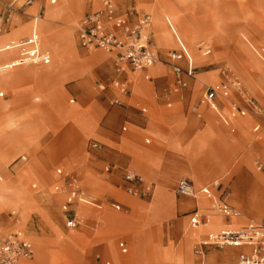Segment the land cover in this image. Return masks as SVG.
I'll use <instances>...</instances> for the list:
<instances>
[{"label":"rangeland","instance_id":"rangeland-1","mask_svg":"<svg viewBox=\"0 0 264 264\" xmlns=\"http://www.w3.org/2000/svg\"><path fill=\"white\" fill-rule=\"evenodd\" d=\"M7 1L8 0H0V10L3 4ZM55 1L59 10L56 13L49 14L47 13L45 3L43 2V14L38 17L39 19L37 21L39 27L42 20H48L46 22L47 26L55 29L54 42L59 47L55 51L54 56L50 59L48 67L41 70L36 76L32 73L44 65H24L14 69L10 68L5 72L2 71V73H0V87L13 95L11 101H2L0 108L3 110L12 107L15 109L17 105H21L18 104V97L22 91L28 89L17 84V78L13 75L14 72L23 70L24 76L30 78L31 82L36 86L34 91L36 92V95H38L36 103L28 100L26 102L32 104L21 105L19 106L20 108L15 111L0 112V193L6 197H11L10 199L0 197V240L6 232L12 231L13 229H18L24 232L36 249L33 259L29 261L28 264H103V261L107 260L106 257L100 256L99 261L94 258L97 254L96 248L98 247L94 246L95 243H90L88 240L85 242L83 237L77 235L75 231L67 232L68 230L64 227V219L60 211L63 194L59 191H53V186L55 185L53 182L54 179L52 180V176H48L47 174L52 175L55 173V170H57L55 168L52 169L51 164L60 158V153L62 151L61 147L66 139H68L66 135L57 134L63 131L65 125L71 124L70 128L66 130L70 134H75L76 136L79 135L83 139L90 136H96V138L103 140L102 137L95 133L94 120L88 113L87 109L78 107L77 105H74V103L79 102L80 104H88L92 95L98 92L97 84H108L110 75L107 73L109 71L112 72V64L110 59L105 60L104 63H106L109 69L104 70L103 72L101 71L102 74H99L102 64L91 65L90 69H88V95L83 102H80L76 97L75 92H72L71 86L75 81L70 80L71 78H67L60 85V88L64 93L63 97L61 96L62 91L60 92L54 84L56 76L59 73H62L65 69L75 70L84 67L88 60L93 59L94 57L97 58V56L102 55L103 52L98 51L97 49L94 52L89 51L90 55L88 57H83L78 52V50H87L78 47L75 42V32L73 30L74 24L83 9L80 0ZM90 1L91 0H86L85 9L88 8L87 5ZM156 1L157 0H135L134 8L139 12H145L151 15L152 33L157 48L163 50L174 48L177 40L171 37L170 30L163 27L156 34L155 27L153 26V14L144 6V4L150 5ZM165 1L168 8L166 11L167 14H165V17L168 18L167 24H174L176 26L181 24L189 28H195L193 33L199 34L208 27V24L199 23L196 18L191 16L192 14H195L196 17H203L215 21L211 27L209 26L210 31H208L206 35L213 39V41H217V45L210 47L212 43L198 38L190 46V49L194 54L198 53L196 46L201 41L206 43L210 48V53L207 56H200L198 60H192L195 64L205 65L209 62L216 63H210L208 66H198L196 71L200 72L195 75V78L201 80L199 79V74L205 73L215 75L218 80V69L215 67L220 63L232 71L248 96L253 97L258 101V104L261 107V113L259 115H253L249 112H245L243 116H239L231 110V105L227 100H222V106L219 111L228 125L237 117L249 121L247 126L243 125L239 129H235L236 132L234 134H225L224 136H226L231 142L235 141L237 135L242 136L247 141H250L253 138L254 143L264 148V80L260 82V80L264 78V56L259 52L260 49H263L261 46L264 47V0ZM35 2L37 3L36 0ZM93 4V8H99L97 0H94ZM127 6L133 7L132 3H125L121 5V10H124ZM32 8L30 10H32ZM71 10L74 11V16ZM26 11L29 10L26 9ZM70 16H73L72 19H70ZM63 17H65L69 25L62 22ZM21 25L26 26L14 30ZM32 25V17H30L27 22L16 20L9 29L0 32V47H12L17 45L22 37L31 33L33 28ZM61 29L71 35L73 50H67L66 47L63 46L64 35ZM40 30L41 29L37 30L39 38L38 45L40 48L44 49V39L39 36ZM154 33L156 38L154 37ZM74 53L77 54V60L70 58ZM157 57L160 63L155 65L151 70L150 75L154 76L158 73L156 72L157 69L159 70V73L166 70V76L164 75L160 77L165 83L158 85L157 88H155L156 91L154 98L156 103L152 106L144 103L142 100H140V103L146 104L148 107L147 113H151V110L157 111V109L170 110L175 106L183 112L189 114H192V112L194 113V110L192 109L196 103L188 101L187 97L184 96L182 102L177 98L174 100L171 99L173 94L168 93L171 83L169 67L166 64L168 58L165 55L161 56L159 54H157ZM65 59L66 62H63ZM126 71L128 74L127 88L132 93L145 97V92L141 86L144 84L147 85V82L142 73L129 71L128 68H126ZM106 74L109 76V80L105 78ZM83 81L84 80L77 84L79 88H83ZM203 81L207 82L205 83L206 85H213L215 83L209 80ZM200 85L201 83L196 82L195 88L198 89ZM64 89H67L68 92H65ZM105 90L100 91L97 95L98 98L102 100L104 108V113L96 119L98 131L109 132L115 127L120 128L121 125H125L126 131L122 132V138L124 140L129 141L134 145L144 146L147 149L153 144L157 145V139L163 134V129L160 127L152 129L151 136L153 138L151 137L149 144H144L143 138L147 136L146 132L141 131L139 128L135 127V125L133 126L123 121L124 116L118 110L121 105L109 102L111 97L104 96ZM69 98H73L74 102L68 103ZM167 102H171L169 108L165 107V103ZM129 107L133 109L129 114V117H141L138 110L139 105L136 106L134 102H129ZM199 109H204L203 118L206 123L202 127L194 130L189 136L175 137L174 134H171V130L173 129L169 126L170 124L166 122L170 132L164 141V150L159 158L151 160L149 164L153 167L156 164H165L169 161L170 163H183V167H186L191 159L187 147L192 145L199 147L202 154L207 153L219 157L220 152V155H222L221 157L224 158V161L226 162L221 167V174L211 177L205 175L200 186L207 185L208 180H211V182H213V180H218L222 187L221 196H219L222 200L223 196H226L229 193L227 181L230 179L232 170L238 167V164L240 163H237L238 161L232 159L233 152L230 144L220 141L215 136V128L224 125L222 122L223 119L219 115L212 117L206 116V107L203 108V106H200ZM170 111L175 110L172 109ZM107 115H110V120L107 124H104L103 121ZM161 115L163 118V116L166 115V112L161 113ZM214 120L219 122V124L214 125ZM174 123L176 128H180L183 125V121L179 118L175 119ZM211 124L212 126H210ZM256 124L259 125L258 129L252 131V127ZM45 131H50L53 134ZM91 143L93 142L89 139L84 144V151L82 152L84 165L83 168L76 171L75 174L79 175L80 179L96 180L100 188L106 192H118L113 186L102 180L105 177L104 175H99L96 172V169L102 171L106 164L95 168L88 163L91 157L86 154V151L93 150L90 146ZM69 144L70 147L71 145H75V143L72 142H69ZM222 144L226 145L229 152L226 148L219 150V147H221ZM51 145L56 148L60 147V149H47L48 146ZM5 147H7V149H4ZM101 149L102 145L99 149L95 150L99 151ZM167 156L169 159L165 158ZM20 157H24L25 160L20 161ZM255 161L262 164L263 169L261 171L255 170ZM17 162L23 164L15 166L13 169L14 174H12L8 170H12V166ZM72 163L73 161L70 158H67L60 164L58 170L62 174L61 176L66 175L70 171ZM244 164L248 165L247 163ZM204 169L208 171L209 167H204ZM183 170L184 173L177 176V178L186 177L193 183L190 173L185 169ZM248 172L249 174L254 173L251 177L253 180L251 184L252 188L249 189L251 195L246 201L242 200L238 202V204H245V208L240 210L231 200L229 201L238 210L245 211L248 215L257 214L258 210L263 205L255 221L256 223H261L264 219V191L263 193H260L256 189L254 183V176L256 173L264 175V160L260 154L252 158ZM40 174H42L41 177ZM176 179L169 182L166 179H163V176L159 177L157 175L156 177H153L152 181L154 187L150 199L146 203L136 202L135 211L131 215L109 211L105 206H101L99 210H93L81 204L76 205L74 208L75 214L80 219L85 220L83 213L85 211L93 212L97 218L99 228L102 229L104 227L106 233L115 236H131V255L129 258L131 264H186L183 259L186 256L191 258L189 264H196L201 258L205 264H237L239 248L229 246L216 247L208 244L202 245V242L207 239L206 237L209 233H217L220 231L218 228L219 226L213 223V218L209 219V226L206 228L202 226L198 228H189L188 215L190 214V209L183 211L177 210L174 216L175 200L171 187ZM80 185L81 190L85 195H98L100 197V190L86 187L82 182ZM60 186H62V183ZM200 186L196 187V189H199ZM232 196L233 193L230 195V198H232ZM168 198L169 201L172 202L171 206L167 202ZM175 198L177 201L178 197ZM259 199L262 202L260 207L255 208V205L253 206V204L251 206L249 205V207L246 206L247 204H250V202L252 203V201ZM202 201L206 200H200L198 202ZM195 202L197 201H186L180 203L178 206L193 207L196 206ZM206 202L209 203L208 201ZM210 206L211 204L209 203V207ZM11 212L17 214L16 224L13 229H10L12 227L10 221ZM173 216L175 218L170 220ZM244 218L246 219L245 216ZM175 219L180 220L174 221ZM179 221L182 222V232L177 234L175 225ZM48 223L51 226L50 229ZM157 227L159 228L156 229ZM47 232L50 234L49 236L53 237L47 238L35 236ZM78 232V234L82 233V231ZM192 233L196 234V237L193 239L191 238ZM31 234L34 235L31 236ZM79 236L83 241V244L81 245ZM79 245L81 254L78 257L77 248ZM105 252L112 264H123L110 242H106ZM196 252H201V254L198 256L196 255Z\"/></svg>","mask_w":264,"mask_h":264},{"label":"crops","instance_id":"crops-1","mask_svg":"<svg viewBox=\"0 0 264 264\" xmlns=\"http://www.w3.org/2000/svg\"><path fill=\"white\" fill-rule=\"evenodd\" d=\"M8 1H10V0H8ZM21 1L22 0H17V2H21ZM36 1L38 4L33 10H30V9L36 4L35 0H33L34 5H32L31 7L28 8L29 11L25 10V8L28 6H26L21 11H14L10 15V17H9L8 21L5 23V25L0 29V32H3L5 30L9 29L10 26H12L16 20H21V21L27 22L30 19V17H32V16L38 17L35 14H36L37 9L39 7L42 9V14H43V10H44L43 0H36ZM113 1L116 5L115 10H116L117 14L123 11V10H121V5H123L125 3H128V4L132 3L133 8H134V4H135V0H113ZM85 2H86V0H84L82 12H81L80 16L77 18L76 22L78 20H80L82 17H84L85 15H87V14L95 11L96 9H98V8H93L94 0H91L90 3L87 5L88 8L85 9ZM53 3L54 2H52V4ZM97 3L99 5L98 7H100L101 0H97ZM144 6H145V8H147V4H144ZM191 16L196 18L199 23L208 24V27L198 34L199 36L206 35V33L208 31H210L211 25H213L215 22L212 20L205 19L203 17H196L195 14H192ZM62 20H63L62 22L68 24L65 17H63ZM46 22L47 21L42 20V23H41V25H39V27L36 24L34 33H33V28H32L31 33L22 37L21 41L30 38L31 35L34 34L35 41H36V44L38 46V51L40 54L44 55L47 60L42 61V62H38V63L14 64V62H16L17 59L19 58V51H20L19 47H17L16 45L12 46V47H0V73H2V71L5 72L10 68L14 69L16 67L24 66V65H35V64L44 65L43 67L38 68L35 72L32 73L34 76H36L41 70L46 69L48 67V64L50 63V59L54 56L55 51L57 50V48L59 46L56 45L54 42L55 29L51 28L50 26H47ZM76 22H75L74 27H73L74 32H75ZM24 26H26V25H21V26L15 28L14 30H17L18 28L24 27ZM40 27H41V30H40L39 36L44 39V46H45L44 49L40 48L38 45L39 38H38L37 30L40 29ZM212 27H214V26H212ZM61 31L63 32V35H64L65 45L63 43V46H65L67 50H73L74 48H73V44H72L71 35L68 34L66 31H64L63 29H61ZM150 32H151V30H150ZM74 37H75V42L77 43L78 47L82 48L78 43L76 32H75ZM151 38H152V32H151ZM155 38H156V36H155ZM152 41L154 43L153 38H152ZM76 43H75V46H76ZM154 45H155V43H154ZM25 47L29 48V45H26ZM261 48H263V49H260L259 52L261 53V55L264 56V47L261 46ZM156 50H157V54H159L161 56L165 55L167 58H169V55L172 52L180 53L181 59L177 62L178 65L183 70H187V69H194L195 70V73L191 77H189V76L183 77L184 81H185V86L183 88H181L180 90H178L177 92H173V90H172L173 78H172L171 73H169L170 77H171V83H170L169 92H168V93L173 94V95L171 94L172 95L171 99H173V100L175 98H177L180 102H182L183 97L185 96L188 98V101L195 102L196 105L192 109V110H194V113L192 112V114H189V113L183 112L182 110L178 109L177 106L172 108L175 111H170L172 109H170V110L157 109V111L151 110V113H147L148 107L146 106V104L152 106L154 103H156L155 98H154V94L156 91L155 88H157L158 85H162L165 83V81L163 79H160V77L164 76V75L166 76V70H164V72L159 73V70L157 69L156 72H158V73H156L154 76L150 75V72L154 67L152 69H150V71L148 73L149 76L144 75L147 72V69L141 70V73L144 76V78L147 82V85H148L147 86L144 84L143 86H141L143 91L145 92V95H146L145 97H141L137 94L132 93L127 88V86H128V74H127L126 68H128L129 71H132L133 70L132 68H130L128 65H125L123 72L119 75H116V73L114 71L115 54L113 52L103 53L102 55L97 56V58L94 57L93 59L88 60L87 63L84 65V67H81L79 69H75V70L65 69L64 71H62V73H59L56 76V79L54 82L56 87L61 92L62 90L60 88V85L62 84V82L64 80H66L67 78L68 79L71 78L70 80H74L75 83L72 84L71 90H72V92H75L78 100L80 102H83L85 100L86 96L88 95V87H89L88 69H90L92 64H96V65L102 64V67L100 68V73H99V74H102L101 71L103 72L104 70L109 69V67L106 65V63H104L105 60H107V59L111 60L112 72L109 71L107 73V71H106V73L108 75H110V80H109V76L107 74L105 77L109 80L108 84L98 83L97 84V91L98 92H96L92 95L91 100L88 104H80L79 102L74 103V105H77L78 107L87 109L88 113L91 115L92 119L94 120L95 133L97 135H99L100 137H102L103 140L96 138V136H90L86 139H83L79 135L76 136L75 134H70L66 130L70 128L71 124L65 125L63 128V131H61L57 134L66 135L70 141L68 139H66V141L63 143V145L61 147L62 151L60 153V158L51 164L52 169H54V168L57 169V170H55V173L52 175H49L46 173L48 176L53 177V178L51 177L52 180L54 179L53 182L55 185L53 186V191H59L61 194H63V199H62V202L60 204V211H61V214L63 215L64 227L68 230L67 232L75 231L77 235H81L83 237L85 242L88 240L90 243H95L94 246H98V247L96 248L97 254L95 255L94 258H95V260L99 261L100 256L106 257L107 260H104L103 264H112L110 262L108 256H107L106 252H105L106 242H110L112 244V246L114 247L119 259L123 262V264H131V261L129 260L130 255H131V243H132L131 236H121V235L115 236V235H111V234L106 233L104 227L102 229L99 228L98 223H97L98 222L97 218L95 217V213L87 212V211H85L83 213L85 220H82L76 216L75 210H74V215H75V219H76V226L73 228L67 227L66 222H67L70 215L62 209V205L64 204V197H65L66 189L63 186H60V184L64 181V179L66 177H74L78 180L79 185L82 182L86 185V187L93 188L94 190H100L99 191L100 197L98 195L92 196L100 202V204H101L100 207L105 206L109 211H112L115 213H122V214H126V215H131L135 211V203L136 202L146 203L150 199L151 194H152V190L154 187V183L152 181L153 177H156L157 175L159 177L163 176V179H166L167 181L171 182V181L175 180L177 178V176L182 175L184 173L183 169H185V170H187V172L190 173L191 179H192L194 184L192 182H190L186 177H178L176 179L175 183L172 185L171 191L174 195V200H175L174 216H175L177 210L183 211V210L190 209L191 211H190V214L188 215V218H189L188 219V225H189L192 212L195 209L197 210L196 206L199 207L198 201L206 200L211 205H212V201L204 199V198H197L195 200V198H189V197H183V196L176 195L174 190H175V186H176L177 182L180 179H186L187 181H189L191 183V186L193 185L192 188L194 187L196 189V187H199L201 185V181L204 179L203 177L205 175H207V177H211V176H216L218 174H221V172H222L221 167L226 162L224 161V158L221 157L222 155H220V152H219V157H216L212 154H207V153L202 154L199 147L192 145L190 147H187V150L189 151L190 157H191L190 162L188 163V166L183 167V163L182 164L181 163H170L169 161H167V163H165V164L164 163L156 164L152 167L149 164V162L151 160H155L161 156V153L164 150V147H163L164 141L170 132V129H169L168 125L166 124V122L169 123L170 124L169 126L173 129V130H171V134H174L175 137L179 138V137L189 136L194 130L202 127L206 123V121L203 118L204 109L200 110L199 109L200 106H203V108L206 107V116L212 117V116L219 115L222 119H223V116L221 115V113L219 111V109L222 106V100H227V102L230 105L235 104L238 108L244 109L245 112H249L253 115H259L261 113V107L258 104V101L255 98L248 96V94L246 93V91L243 89L242 86L241 87L244 91L245 97L252 100L256 104V106L259 107L260 111H256V110L252 109L248 105V103L245 101V99L240 94H238L237 91L233 88H230L229 94L227 97L223 98V97L217 95L213 98L212 102L214 104L213 107L215 108V109H213L206 102H204L202 100V97H201L204 88L206 86H208L205 84L207 82H205L203 80H197L195 78V75L198 72H200V71H196V68H198V66H208L210 63H214V62H209L205 65L195 64L194 62H192L190 51L188 50L186 45L184 43L180 42L179 40H177L176 46L174 48L166 49V50L156 48ZM196 50L199 53V55L202 57H205L210 53L209 46L206 43H203L202 41L196 46ZM78 52L83 57H88L90 55V52L87 50L86 51L78 50ZM70 58H73V60H77V54L74 53ZM64 61L66 62V59L63 60V62ZM214 64H216V63H214ZM215 68L218 69V72H217L218 80L214 84L224 82V77L221 73L222 69H226L229 73H231L236 78V76L232 73V71L229 70L227 67L223 66L221 63L218 66H216ZM212 69H214V68H212ZM202 71H206V70H202ZM23 73H24L23 70H19V71L13 73L14 77L17 78V84L20 85L21 87L28 88L22 92L20 91L21 93H20V96L18 97L19 98L18 104H21V105L32 104V103H27L26 101H28V100H31V102H33V103H36L38 100V95H36V92L34 91L36 86L31 82V79L24 76ZM201 74H205V73H201ZM16 75L19 77H17ZM157 78H159V79H157ZM114 79H117L119 81L124 82L128 93H126V94L121 93L120 90L118 89V87L112 83V80H114ZM82 80H84L82 82V84L84 86H83V88H79L77 86V84L79 82H81ZM262 80H264V78L261 79L260 82ZM0 82H1V80H0ZM196 82L201 83V85L199 86L198 89L195 88ZM0 89H1L0 90V98H1L0 99V106H1L2 105L1 103L3 100L8 101V102L11 101L13 99V95L6 92L1 87H0ZM64 90H65V92H68L67 89H64ZM104 90H105L104 96H110L111 97V100L109 102H112L113 100H117L118 103H114V104L121 105V107H119L118 110L124 116L123 121L129 123L130 125H133V126L135 125V127L139 128L141 131L146 132L147 136H145L143 138L144 144L150 143V139L152 137L151 136L152 129L159 128V127L163 129L162 130L163 134L161 135V137L159 139H157L158 140L157 145L153 144L150 146V148L147 149L144 146L134 145V144L130 143L129 141L124 140L122 138V132L126 131L125 125H121L120 128L115 127L113 129H111L109 132L98 131L96 119L99 116H101V114L104 113V108L102 105V100H100L97 95L100 91H104ZM63 94L64 93L62 91L61 92L62 97H63ZM140 100L144 101V103H146V104H141ZM73 102H74L73 98L68 99V103H73ZM129 102H134L136 106L139 105L138 110H139V114L141 117H139V118L129 117V114L133 111V109L131 107H129ZM21 105H17L15 107V109H14V107L6 108L4 110L2 108H0V112L3 113V112L15 111L16 109L20 108L19 106H21ZM170 106H171V102L165 103L166 108H169ZM164 112H166L167 116L164 115L162 118L161 113H164ZM109 116L110 115H107L104 118V121H103L104 124H107L108 121L110 120ZM177 118H179L183 121V125L180 128H176L175 123H174V120ZM222 122L224 125H222L221 127L220 126L218 128L214 127L216 130L215 136L220 141L225 142V143L227 142L228 144H230L232 152H233L232 159L235 161H238L237 163H240V164H238L239 165L238 167H236L232 170L230 179L227 181L229 193L226 196H223L222 202L225 203L226 205L232 207L237 213L240 214V217L237 219H233V220L229 221L231 218H225L222 216L221 217L223 219L218 218V217H210L212 215H215V213L208 211V214H202L198 218V225L203 224L208 220V226H209V219L210 218H217L220 221L219 227H218L219 230L222 228V226L225 222L232 223L234 226H238L239 229L240 228L256 227L260 224V223H256L255 221L258 217V214H259L261 207L263 206L261 200L259 199L256 201H252V203L250 202V204L246 205L247 207H249V205L251 206L253 204V206L255 205L254 206L255 208H258L262 205L260 207V209L258 210V213L255 215H250V214L248 215V214H246L245 211L244 212L240 211V210H243L245 208V204H243V203L238 204V202H240L242 200L246 201L247 198H249L251 195V193L249 192V189L252 188L251 184H252L253 180L251 179V177H252V174H254V173L249 174L248 170L250 169L251 160L253 157L258 156V154H260V156L264 160V148L261 146H258V144H256V143H254L253 138H252V140L247 141L242 136L237 135L235 137V141L231 142V141H229V139L226 136H224L225 134H229V135L234 134L236 132L235 129H239L243 125L247 126L249 121H245L244 119L237 117L235 120H232L229 125L227 124L226 121H224V119ZM215 124L217 125V124H219V122L214 120V125ZM139 125H141V126H139ZM210 126H212V124ZM255 126L258 129L259 125L256 124ZM255 126H253V127H255ZM253 127H252V131H256L257 129L254 130ZM247 131H248V129H247ZM45 132H50V131H45ZM50 133L53 134L52 132H50ZM89 139L93 143L97 144L98 147H92L90 145L93 150L86 151V154H88V156L91 157V159L89 161L87 160L88 163L95 168H97L103 164L104 165L106 164L103 167L102 171L101 170L99 171L96 169V172L99 175H104L105 177L102 180L105 183L113 186L114 189L118 190V192H114V193L113 192H106L105 190L100 188V186L98 185L96 180L80 179L79 175L75 174L76 171L83 168V165H84V162L82 160V157H83L82 152L84 151L83 147H84V144ZM69 142L75 143V145L74 146L71 145V147H70ZM101 145H102L101 150H99V151L95 150V149H99V147ZM50 148H52L53 150L58 149V148L60 149V147L56 148V147H53L52 145L48 146L47 149H50ZM222 148H226L227 151L229 152V149L226 147L225 144H222L221 147H219V150ZM4 149H7V147H5ZM67 158H70L73 161V163L70 166V171L66 175L61 176L62 174L58 170V167ZM165 158L169 159L168 156ZM19 160L24 161L25 158L20 157ZM255 162H257L258 164L261 165L260 170L256 169ZM255 162H254L255 170L261 171L263 169L262 164L258 161H255ZM244 163H247L248 165H246ZM19 164H23V163H20V162L15 163L12 166V170H8V171H10L12 174H14L13 169L15 166H17ZM4 167L7 170L5 165H4ZM204 167H209L208 171L205 170ZM104 168H108V171H104ZM52 171H54V170H52ZM57 171H59V174H57ZM128 173H131V174H134V175L140 177L144 182H146L150 185V191H149L147 197H145L143 199L136 198V197H132V196L128 195L125 192V190L129 186V183L126 181V178H125L126 174H128ZM41 175L42 174H40V177H41ZM214 181H218V180H213V182ZM213 182H211V180H208L207 185H209L210 183H213ZM254 183L256 185V189L260 193H263V191H264V175L260 174V173H256L254 176ZM204 186H206V185H204ZM204 186H200L199 189L203 188ZM80 188H81V185H80ZM199 189H196V190H199ZM211 192L213 193V196L215 198H216V196L217 197L221 196V192H222L221 184L218 183V187L216 189H212ZM232 193H233V196H232V198H230V195ZM4 196L5 195H2L0 193V197H3L4 199H10L11 198V197H6V196L4 197ZM175 197H178L177 201H176ZM229 200H231L233 204H235L237 207H239L240 210H238L235 206H233ZM186 201H191V202L197 201V202H195L196 206H193V207L192 206H188V207L178 206L180 203H183ZM167 202L169 203L170 206L172 205V202L169 201V198H168ZM86 207H88V206H86ZM100 207L99 208L88 207V208H91L93 210H99ZM241 213L244 214L246 219L244 218L243 214H241ZM10 216H11L10 221L12 223V227L10 229H13V227L16 224L17 214L11 212ZM174 216L170 220H173L175 218ZM176 220H180V219H175L174 221H176ZM174 221H173V227H174ZM181 221L177 222L175 225V229H176L177 234L182 232V222L183 221L182 222ZM198 225H196V226H198ZM48 227H49V229L51 227L49 223H48ZM159 227H157L156 229H158ZM195 227H190V228H195ZM204 228H206V227H204ZM15 231H19L22 234V237L30 242V240L26 237L24 232H22L21 230H18V229H13L12 231L6 232L3 235V237L7 233L15 232ZM78 231H82V233L78 234L79 233ZM220 231H224V230H220ZM219 232H217V233H219ZM32 235H34V234H31V236ZM49 235L50 234L47 232V233H43V234H37L35 236L47 237V238L53 237V236H49ZM197 235H198V233H197ZM191 236H192L191 238L193 239L194 237H196V234L192 233ZM79 238H80V236H79ZM80 240H81V238H80ZM180 241H181V238H180ZM81 244H83L82 240H81L80 245ZM31 245H32V243H31ZM80 245L77 248L78 257L81 254ZM32 248H33V252H34L35 247H33V245H32ZM234 248H239V254L237 255V264H238V257L240 255L249 254L250 250H251L250 247H248V246H238V247H234ZM35 251H36V249H35ZM200 254H201V252L200 253L196 252V255L199 256ZM34 255H35V253H34ZM32 256H33V254H32ZM32 256L29 260H23V259L20 260L19 264H28L29 261H31L33 259L34 256L33 257ZM183 259H184V263H186V264H189L191 262V258H189L188 256H186ZM196 264H205V263H204L203 259L201 258L200 261H197Z\"/></svg>","mask_w":264,"mask_h":264},{"label":"built area","instance_id":"built-area-1","mask_svg":"<svg viewBox=\"0 0 264 264\" xmlns=\"http://www.w3.org/2000/svg\"><path fill=\"white\" fill-rule=\"evenodd\" d=\"M113 0H101V5L95 11L85 15L76 22L75 32L79 45L84 49L101 50L105 53L113 52L115 54L114 71L116 75L123 72L124 66L128 65L132 69H147L152 64L159 61L157 50L151 38L150 32V17L145 12H139L132 6H127L120 13H116L115 8H112ZM33 3V0H10L3 4L0 10V29L8 21L10 15L14 11H21L26 6ZM37 16L42 15V9L39 7L36 12ZM29 45V48L25 46ZM19 47V58L14 64L38 63L46 61V57L39 53L38 46L35 41L34 34L26 40H22L16 45ZM181 59V54L172 52L166 62L169 71L173 78L172 90L177 92L185 86L184 76L191 77L194 69L183 70L178 61ZM221 73L224 77V82L208 85L202 92V100L210 107H213V98L215 96L227 97L230 88H233L240 94L248 105L260 111L259 107L245 97L244 91L238 80L229 73L226 69H222ZM112 83L118 87L121 93H128L125 83L117 79L112 80ZM111 103H118L113 100ZM231 110L242 116L245 113L244 109L238 108L235 104L231 105ZM254 130L257 127H253ZM92 147H98L92 143ZM257 170L261 169V165L255 162ZM108 171V168H104ZM59 174V171H57ZM129 186L125 192L136 198H145L150 191V185L144 182L140 177L128 173L125 176ZM62 186L66 189L64 204L62 209L70 216L66 222L67 227L73 228L76 226L74 208L81 204L84 206L99 208L100 202L92 197L85 195L74 177H66L62 182ZM218 183L213 182L204 186L199 190L200 194L210 199L213 196L212 189H216ZM178 196L195 198V191L191 183L186 179H180L174 190ZM212 213L218 214L225 218L237 217L238 213L230 206L222 202L220 197L212 200V205L209 209ZM198 210H194L189 222L190 227L198 225ZM202 245H206L203 244ZM208 245L216 247H250V253L240 255L238 264H264V219L256 227L240 228L235 231H220L210 237ZM200 253V252H198ZM33 254L31 243L22 237L19 231L7 233L0 240V264H19L20 260H29Z\"/></svg>","mask_w":264,"mask_h":264},{"label":"bare ground","instance_id":"bare-ground-1","mask_svg":"<svg viewBox=\"0 0 264 264\" xmlns=\"http://www.w3.org/2000/svg\"><path fill=\"white\" fill-rule=\"evenodd\" d=\"M43 2L45 3V6H46V10H47V13H56L58 10H59V7H58V5H57V3H56V1L55 0H43ZM52 2H54L53 4H52ZM80 2H81V4L83 5V3H84V0H80ZM37 4L38 3H36L35 5H34V2L30 5V6H28V7H31L32 5H34L33 6V8H32V10L37 6ZM115 3L113 2V4H112V8H115ZM28 7H26L25 8V10L26 9H28ZM74 8H75V6H74ZM147 8L152 12V14H153V26L155 27V32H156V34L164 27V28H166L167 30H170V35H171V37L173 38V39H175V40H179L180 42H182V43H184L185 45H186V47L188 48V50L190 51V54H191V58H192V60H198L199 59V57H200V55H199V53H196V54H194L192 51H191V49H190V46L196 41V39H198V38H201V39H204V40H206V41H208L209 43H212V45H210V47L211 46H215V45H217V41H213V39H211L208 35H206V36H199L198 34H194L193 32L195 31V28H189V27H186V26H184V25H179V26H176V25H174V24H167L168 22H167V19L168 18H166L165 17V14H167L166 13V11L168 10V8H167V5H166V1L165 0H157L155 3H152V4H147ZM72 11V10H71ZM73 12V16L75 15V13H74V11H72ZM147 14H149V13H147ZM73 16H70V19H72V17ZM149 17H150V30H151V32H152V19H151V15L149 14ZM32 18H33V33H34V30H35V26H36V24H37V21H38V17H36V16H32ZM69 19V20H70ZM46 20V19H45ZM48 21V20H47ZM70 21H72V20H70ZM172 21V20H171ZM69 24V23H68ZM41 25V24H40ZM165 25H168V26H165ZM154 27H153V29H154ZM49 28V27H48ZM47 28V29H48ZM40 29H41V27H40ZM46 29V28H45ZM44 32V31H43ZM154 37H155V34H154ZM159 37V36H158ZM152 38H153V33H152ZM153 40H154V38H153ZM174 40V41H175ZM176 42V41H175ZM155 43V42H154ZM196 46V45H195ZM155 47L157 48V46H156V44H155ZM87 51H90V52H94V51H96V50H93V49H88ZM98 51H101V50H98ZM195 51V50H194ZM101 52H103V51H101ZM103 53H105V52H103ZM158 63H160V61H158V62H156V63H154V64H152L151 66H149L148 68H147V72L144 74L145 76H149L148 75V73H149V71H150V69H152L153 67H155V65H157ZM132 71H134V72H141V70H139V69H133ZM199 79H201V80H209V81H213V82H216V80H217V77L215 76V75H210V74H200L199 75ZM214 182H216V183H219L218 181H214ZM193 186V185H192ZM194 188V187H193ZM200 190V189H199ZM199 190H196L195 188H194V191H195V200L197 199V198H204V199H207V200H216V198L214 197V196H212L210 199H208V198H206L205 196H203L202 194H200V192H199ZM198 204H199V207L198 206H196V208H197V210H198V214L199 215H202V214H208V211H210L209 209H210V207H209V203H207L206 201H202V202H198ZM203 207V208H202ZM82 210V209H81ZM84 211V210H83ZM210 217H218V218H222L220 215H218V214H215V215H212V216H210ZM209 217V218H210ZM240 217V214L238 213V216L237 217H233V218H231L229 221H231V220H233V219H237V218H239ZM212 219V218H211ZM214 219V222L213 223H215L217 226H219V219H217V218H213ZM223 219V218H222ZM200 226H202V227H207L208 226V220L205 222V223H203V224H200V225H198V226H196L195 228H198V227H200ZM189 228H190V226H189ZM237 229H239V227L238 226H234L232 223H229V222H225L224 224H223V226H222V228L220 229V230H226V231H235V230H237ZM216 233H210V234H208L207 235V239L204 241V242H202L203 244H208V241H209V239H210V237H212L213 235H215ZM34 247V246H33ZM61 249V248H60ZM34 253H35V249H34V252H33V256H34ZM32 256V257H33Z\"/></svg>","mask_w":264,"mask_h":264}]
</instances>
